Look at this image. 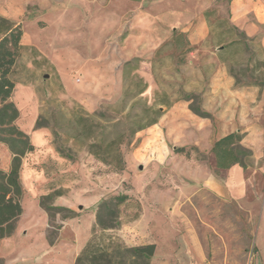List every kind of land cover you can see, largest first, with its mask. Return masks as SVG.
Instances as JSON below:
<instances>
[{"label":"rangeland","instance_id":"374dc122","mask_svg":"<svg viewBox=\"0 0 264 264\" xmlns=\"http://www.w3.org/2000/svg\"><path fill=\"white\" fill-rule=\"evenodd\" d=\"M230 2L0 0V15L23 30V48L13 75V101L20 111L17 124L34 145L36 131H42L46 139L23 161L27 167L21 179L25 213L16 229L18 223L26 233L13 250V244H0L3 264H75L92 240L105 247L117 243L134 247L152 240L157 250L151 264H264L258 242L264 228V172L259 169L264 156L259 161L253 158L246 171L247 192L241 200L196 183L195 178L212 175L225 186L228 179L226 172L214 167L211 151L189 144L190 138L203 146L210 143L204 128L197 129L202 121L209 123L213 143L236 126L243 134L247 125L238 119H253L254 113L252 107L244 108L242 96L236 93L244 87L261 88L257 102L264 116V49L259 38L233 29ZM175 33L185 35L190 52L184 53L186 47L176 48ZM232 42L237 44L220 52V47ZM128 62L133 65L126 67ZM189 96L193 100L188 101ZM191 104L211 118L194 114ZM180 105L190 111L192 120L178 116ZM143 106L164 114L157 124L123 145L126 168L112 173L89 153L88 146L102 137L112 141V118L149 122L154 112L146 113ZM37 123L41 128H36ZM261 144L254 139L250 148ZM184 146L187 150L197 147L201 154L191 151L190 159L177 155L175 149ZM48 147L62 159L63 173L58 174V160L36 164V152L41 154ZM60 147L72 159L62 157ZM11 160L8 147L0 143L4 171L9 170ZM190 160L207 165L206 172L189 165ZM33 168L49 176L40 189L45 185L44 191H53H39L40 206L44 197H49L48 205L55 206L56 191L72 198L68 192L80 185L103 194L102 200L128 195L130 202L121 207L119 228H96L101 200L91 232L80 239L86 243L77 256L74 246L67 250L56 246L61 241L75 242L72 232L63 237L61 231L67 222L81 219L84 206L61 207L67 211L51 215L41 207L42 215L37 195H30L33 190L27 188ZM83 224L90 225L88 217ZM42 230H46L44 245Z\"/></svg>","mask_w":264,"mask_h":264},{"label":"trees","instance_id":"16d2710c","mask_svg":"<svg viewBox=\"0 0 264 264\" xmlns=\"http://www.w3.org/2000/svg\"><path fill=\"white\" fill-rule=\"evenodd\" d=\"M234 30H239L233 26ZM245 34V33H244ZM176 48L186 47L184 53L191 51L185 35L175 33ZM245 36H247L245 34ZM248 37V36H247ZM23 30L20 25L13 24L9 19L0 15V143L5 144L12 160L8 171L1 168L0 161V243L11 238L16 232V222L24 213L22 196L24 189L21 180L23 161L25 157L36 151V146L31 142L29 135L17 124L20 111L13 101L16 89V81L13 79L18 59L21 56ZM249 38V37H248ZM256 39V38H251ZM237 44L232 42L229 46L220 47V52H225L230 46ZM188 46V47H187ZM128 62L126 67L133 65ZM261 86H263L261 84ZM146 87L140 91L142 95ZM194 97H187L188 101ZM146 113L154 112V117L149 122L142 124L140 121L129 122L112 118V141L102 137L100 141L89 144L88 150L97 161L111 168L112 173H121L126 168V161L122 147L128 141L131 142L137 133L158 123V119L164 114L162 110L154 111L153 107H142ZM191 111L202 118H211V115L202 111L199 107L191 104ZM130 117V116H128ZM123 129L118 130L120 127ZM36 128L41 126L36 124ZM244 134L233 132L216 140L212 146V154L216 159L218 170L230 169L239 165L244 170L252 166L254 151L242 144ZM191 151L201 154L197 147L187 150L185 147L176 148L178 155L191 158ZM58 152L62 157L72 159L61 147ZM61 195L56 191L54 197ZM49 197L41 199V207L51 215L52 212L67 211L61 207L48 205ZM130 202L128 195H114L103 199L96 211V228L102 231L117 229L121 225V207ZM155 243L127 247L119 243L114 247H105L96 241H90L78 256L75 264H151L156 255ZM0 264L3 261L0 259Z\"/></svg>","mask_w":264,"mask_h":264},{"label":"crops","instance_id":"0c3cea01","mask_svg":"<svg viewBox=\"0 0 264 264\" xmlns=\"http://www.w3.org/2000/svg\"><path fill=\"white\" fill-rule=\"evenodd\" d=\"M210 1L212 2L213 0H210ZM230 22L233 26L237 27L242 32H244L249 38H259L260 43L264 49V0H231L230 2ZM242 89H243L242 91L236 92L239 96H242L241 97L242 102L240 103L245 106L244 107L245 109L248 110L250 109V107H252L254 111V113L252 114L253 119H248L247 116H244L238 119V120H241V123H240L241 125L244 123H246L247 125V128L243 131V134L247 132L248 134L244 136V140L242 144L247 147H252L251 145L254 139L260 140L263 144H261V146L259 147H253L254 152H255L254 158L257 161H259L261 157L264 156V152H263V149H264V116L263 117L261 116V112L259 111L261 109L260 108L261 105L257 102L261 88L248 86ZM181 106L182 105H180V110L182 108V112H179L178 116L179 117L190 116V119L192 120L193 115H191L190 111H188V109L186 110L185 107H181ZM197 122H194V123L196 124ZM199 127L204 128L205 131L203 134L205 136L209 134L210 143L208 144V146H203L202 143L198 142L196 139L190 138L189 144L198 146L206 153H209L212 150V146H213V142L211 140L212 130L209 127V123H206V121L198 122L197 129ZM233 132H242V128L236 126L231 131L223 132L221 135L218 136V138H216V140L220 139L223 136H226L227 134L233 133ZM33 139L35 140V146H37L38 148L41 147L42 144H45L46 142L45 134L42 131H36L35 137ZM36 154L37 155L34 156V158L38 159L37 161L38 163H36L37 165L45 164L46 162H49L50 159H55V160H58L59 162L58 165H60L58 166V174L59 173L61 174L65 171L64 170L65 167H63V163L62 161H60L62 159L56 156L55 151L51 147H48L46 150L41 151V154L39 152H36ZM188 164L192 166H196L197 167L196 169L199 172H202L203 174L206 172L205 168H207V165H204L202 163L198 164L196 161H193V160H190ZM214 167L217 169L215 157H214ZM25 168L27 167L24 162V167L21 172V179H23V172L25 171ZM248 169L244 170L239 165H235L231 167L230 169H226V170L221 169L220 171L222 172V174L226 172V177L228 179L227 181H225V186L221 184L219 185L218 183H216L215 178L212 175L204 176L202 180L195 178V181L196 183H200L202 186L215 190L216 192L221 194V196L229 197V196L236 195L238 199L242 200L244 199V195L247 192V182L248 181L246 180L245 175ZM259 169L261 172L262 171L264 172V166H261ZM70 170H74L76 172L79 171L77 167H72V169L70 168ZM30 172L32 173L31 174L32 178L30 180V185L27 188H28V191L33 190L32 192H29L30 195L31 194L37 195L35 197V201L37 202L38 208L41 209L40 213L43 215L45 214V212L44 210H42L40 206L38 196H41L39 194V191H41L42 189H43L42 191H44V187H45V185H43L44 187L40 189V186H42L41 182H44L43 180L48 181L49 176L46 175L45 171L39 172L35 170L34 168L31 169ZM228 175L229 177L230 175L232 177L228 178ZM40 176H43V177H40ZM22 185L24 186L23 180H22ZM62 188L66 190L67 187H62ZM92 190H94V188H91L88 186L86 187V185H80L79 187L77 186L73 190L68 192V194L72 198H69L68 195L65 196L66 194H62L58 196L56 200L54 201L55 206L65 207V208H70V209H74L75 207L84 206L83 211H81L82 213L80 212L82 214L80 220L78 219L76 221L67 222L62 227V231H61L62 236H63V233L65 232H72L74 235L75 242L71 244L68 241H61L60 243L55 244L56 246H59L64 250L65 249L67 250L71 246L72 247L74 246V248H76L74 249L75 250L73 254L74 258L77 256V252H79L86 243V240L80 241V239H82L83 237H85V235H88L91 232L92 226H93V220L95 218L96 205L102 200V197H103V194H101L100 192H94ZM46 191L48 193L53 192L52 188H48V190H45L44 193ZM22 215L20 216V219ZM46 216H47V227L45 229L47 230L49 227L48 226L49 216L48 215ZM144 216L145 215L141 216L140 220L138 221L139 223L144 219ZM86 217H88L90 220V225L88 227H85L83 224V221L85 220ZM29 225L31 226V228L33 227L32 224H29ZM46 230H42V233L40 235V238H41L40 240L42 241V245H44L47 239ZM25 233H26V229L23 226H19V224L17 223L16 233L11 238L3 240L2 243L0 244L2 245L3 244H8V245L13 244L12 245L13 246L12 250H13L15 248V245L18 243L20 235L25 234ZM258 238H259L258 242L261 248V252L264 253V228H262V226H261L260 234ZM150 243H155V242L152 240H149V241H146L145 243H141L140 245H146ZM13 259H16V258H13Z\"/></svg>","mask_w":264,"mask_h":264},{"label":"water","instance_id":"95a60500","mask_svg":"<svg viewBox=\"0 0 264 264\" xmlns=\"http://www.w3.org/2000/svg\"><path fill=\"white\" fill-rule=\"evenodd\" d=\"M46 77H48V76H46Z\"/></svg>","mask_w":264,"mask_h":264}]
</instances>
